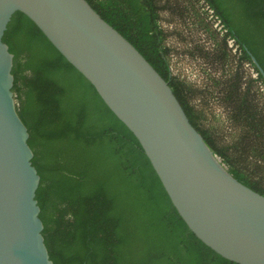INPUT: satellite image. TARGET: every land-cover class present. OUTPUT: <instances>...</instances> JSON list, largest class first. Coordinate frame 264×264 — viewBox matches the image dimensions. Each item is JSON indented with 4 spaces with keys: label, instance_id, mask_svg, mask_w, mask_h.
<instances>
[{
    "label": "trees",
    "instance_id": "trees-1",
    "mask_svg": "<svg viewBox=\"0 0 264 264\" xmlns=\"http://www.w3.org/2000/svg\"><path fill=\"white\" fill-rule=\"evenodd\" d=\"M169 82L238 181L264 195V0H88ZM3 41L54 264H239L182 219L141 143L23 12Z\"/></svg>",
    "mask_w": 264,
    "mask_h": 264
},
{
    "label": "water",
    "instance_id": "water-1",
    "mask_svg": "<svg viewBox=\"0 0 264 264\" xmlns=\"http://www.w3.org/2000/svg\"><path fill=\"white\" fill-rule=\"evenodd\" d=\"M18 11L136 136L190 230L226 259L264 264V195L228 172L169 82L88 0H0V264H54L36 199L41 176L13 91L14 55L3 41Z\"/></svg>",
    "mask_w": 264,
    "mask_h": 264
}]
</instances>
